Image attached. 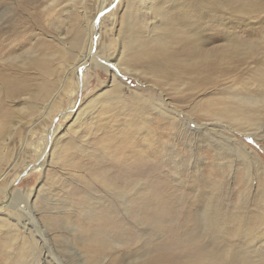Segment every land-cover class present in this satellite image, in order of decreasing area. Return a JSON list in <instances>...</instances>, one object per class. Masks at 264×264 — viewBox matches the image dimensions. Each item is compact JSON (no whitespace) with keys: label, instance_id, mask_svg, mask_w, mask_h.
I'll list each match as a JSON object with an SVG mask.
<instances>
[{"label":"rangeland","instance_id":"rangeland-1","mask_svg":"<svg viewBox=\"0 0 264 264\" xmlns=\"http://www.w3.org/2000/svg\"><path fill=\"white\" fill-rule=\"evenodd\" d=\"M0 133V264H264V0H0Z\"/></svg>","mask_w":264,"mask_h":264},{"label":"bare ground","instance_id":"bare-ground-1","mask_svg":"<svg viewBox=\"0 0 264 264\" xmlns=\"http://www.w3.org/2000/svg\"><path fill=\"white\" fill-rule=\"evenodd\" d=\"M111 6H109L108 7V10H110L109 8H110ZM107 12V11H106ZM105 13V12H104ZM99 23H100V21H98L97 22V24H96V26L94 27V29H92V32L90 33V37H92L93 38V42H94V44H93V46L91 47V49L92 48H95V49H97L98 48V45H99V36H100V30H99V27H97V26H99ZM97 56H96V54L95 53H92L91 52V50L90 51H88V53L87 54H85L84 56H83V61H89V63H91V60L93 59V58H96ZM103 58V57H102ZM102 58H98L99 60H100V62H101V66L102 67H105V69L107 70V72H110V70L111 69H114L115 71H120V68L118 67V66H116V65H114V64H112V63H110V61L109 60H107V59H102ZM107 61V62H106ZM87 65H89V64H87ZM87 65H86V67H87ZM82 67V65H80V66H78L77 68H81ZM111 72H112V70H111ZM77 76H78V78L80 77V75L75 71L74 72ZM80 73V72H79ZM113 74H114V71L112 72ZM79 88H81V84H79ZM1 135H2V137H3V134L2 133H0V137H1ZM4 139H5V137H4ZM7 140V139H6ZM1 141V140H0ZM3 142H5V141H3ZM0 150H1V148H0ZM4 156V152L2 151V153L0 154V157H3ZM252 161H253V166L256 168V170H258V171H261L262 172V174H264V164L262 163V160L260 159V157L257 155V154H252ZM35 167H37V166H34V167H29L28 168V171L29 170H33V169H35ZM39 167V166H38ZM5 177H7V176H3V177H1L0 178V197H1V200H5V201H10V202H12V200H13V197L12 196H10V194L8 193V191H7V189H6V186H1V185H4L5 184ZM12 207H13V205H12ZM8 208H11V206H9L8 205ZM247 233V232H246ZM245 234V233H244ZM246 236V235H245ZM29 241L31 242V244H36V242H35V240H34V238H32V237H30L29 236ZM249 242V243H252L253 241H254V238H250V239H248V240H244V239H238L237 240V242H236V244H241V243H243V242ZM32 250H35V248L33 247V245H31V247H30ZM200 248V247H199ZM200 250V249H199ZM198 250V251H199ZM203 251V250H202ZM222 255H223V253H222ZM222 255H220V257H217V256H214V255H212V256H208V259H206V261H207V263L209 264H238V263H236L235 261H236V259H233L232 257H230V255H232V253L230 252V255H229V253L228 252H225L224 253V256H222ZM227 255H229V257H227ZM219 256V255H218ZM233 259V260H232Z\"/></svg>","mask_w":264,"mask_h":264},{"label":"snow or ice","instance_id":"snow-or-ice-1","mask_svg":"<svg viewBox=\"0 0 264 264\" xmlns=\"http://www.w3.org/2000/svg\"><path fill=\"white\" fill-rule=\"evenodd\" d=\"M170 0H160V4L163 6H167L169 4ZM204 2H207V0H204Z\"/></svg>","mask_w":264,"mask_h":264}]
</instances>
